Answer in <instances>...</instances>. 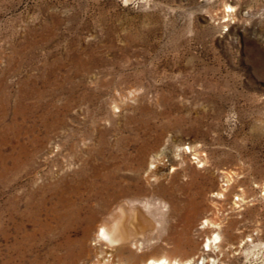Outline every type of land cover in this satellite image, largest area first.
Instances as JSON below:
<instances>
[{
	"label": "rangeland",
	"instance_id": "obj_1",
	"mask_svg": "<svg viewBox=\"0 0 264 264\" xmlns=\"http://www.w3.org/2000/svg\"><path fill=\"white\" fill-rule=\"evenodd\" d=\"M105 201L91 237L135 209L163 254L264 264V0H0V264Z\"/></svg>",
	"mask_w": 264,
	"mask_h": 264
},
{
	"label": "bare ground",
	"instance_id": "obj_2",
	"mask_svg": "<svg viewBox=\"0 0 264 264\" xmlns=\"http://www.w3.org/2000/svg\"><path fill=\"white\" fill-rule=\"evenodd\" d=\"M106 207L107 203L105 201V203H102L97 208L88 211L86 217H74L73 222L76 221V223H78V227H80L79 231L77 227L73 228L71 225L68 227L63 226L49 229L48 240H53V242L56 241L57 244L55 247L50 248L52 253L50 252L51 255L49 254L48 260L43 261L38 259V256H34L33 259L25 262L24 258L21 259L17 257L16 260L13 259L15 261L12 260L13 263L11 264H59L60 262H62V264H190V260L181 261L176 257L163 254V247L158 245L159 243L156 244L151 242V238L140 220V215L139 213L136 214L135 209H131L128 214L120 209V215L110 218L105 217V219L102 218L103 220L100 221L98 230L95 235L92 236L98 245H95L97 246L95 249L89 248L88 242L92 238L91 231L93 223L97 222L99 216H102L105 211L108 210ZM124 218H127V222L125 223ZM56 250L63 252V259H61L62 257L53 256V252ZM180 250L181 248L176 246L173 248V253L182 252ZM8 257H10V255ZM1 262L3 263L4 261Z\"/></svg>",
	"mask_w": 264,
	"mask_h": 264
}]
</instances>
